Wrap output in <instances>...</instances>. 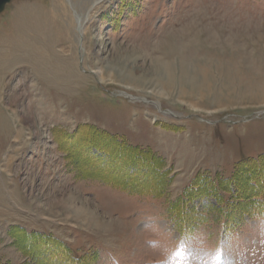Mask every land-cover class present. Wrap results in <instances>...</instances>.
Returning <instances> with one entry per match:
<instances>
[{
	"label": "rangeland",
	"instance_id": "374dc122",
	"mask_svg": "<svg viewBox=\"0 0 264 264\" xmlns=\"http://www.w3.org/2000/svg\"><path fill=\"white\" fill-rule=\"evenodd\" d=\"M261 155L264 0L0 13V264H264Z\"/></svg>",
	"mask_w": 264,
	"mask_h": 264
},
{
	"label": "trees",
	"instance_id": "16d2710c",
	"mask_svg": "<svg viewBox=\"0 0 264 264\" xmlns=\"http://www.w3.org/2000/svg\"><path fill=\"white\" fill-rule=\"evenodd\" d=\"M134 156L131 159V163L132 162H134V163L137 162V163H140V164H145L144 162L138 161L139 158L136 155H134ZM141 160H143V159H141ZM148 161L152 164V160H148ZM236 170H238L236 172V174H240L241 177L237 178L236 177L237 175H234V178L231 180V182H233L235 184H238V186L241 187L243 189V191H244V189H248L247 188L248 185H246V184L250 183V186H254L251 183L252 181L250 180V175L253 172H257L258 175L263 174V172H264V155L259 156L257 159H254V160L252 159L250 161H247L246 163L244 162L242 164L237 165ZM128 179H130V178H127V180H123V178H122L123 181H122L121 184L118 181L117 182H112L110 180V184H113L115 186L117 185V186L128 187L130 189V191H135V192L138 189H142L143 188V187L142 188L141 187L135 188L134 183L132 181L129 182ZM260 179H262V178H260ZM252 188L254 189V187H252ZM255 194L257 195V197H255V198H259V199L261 198L262 200H264V191L257 190V191H255ZM246 199H248V198H246Z\"/></svg>",
	"mask_w": 264,
	"mask_h": 264
},
{
	"label": "bare ground",
	"instance_id": "6f19581e",
	"mask_svg": "<svg viewBox=\"0 0 264 264\" xmlns=\"http://www.w3.org/2000/svg\"><path fill=\"white\" fill-rule=\"evenodd\" d=\"M97 1H101V0H97ZM5 6L3 7V10L5 9ZM77 23L79 24L77 32H78V35L80 36V33L82 35V32H83L82 29H83V25L85 24V18L81 19L80 17H78V22ZM79 31H81V32H79Z\"/></svg>",
	"mask_w": 264,
	"mask_h": 264
},
{
	"label": "water",
	"instance_id": "95a60500",
	"mask_svg": "<svg viewBox=\"0 0 264 264\" xmlns=\"http://www.w3.org/2000/svg\"><path fill=\"white\" fill-rule=\"evenodd\" d=\"M9 2L10 0H0V13L3 11V7Z\"/></svg>",
	"mask_w": 264,
	"mask_h": 264
}]
</instances>
